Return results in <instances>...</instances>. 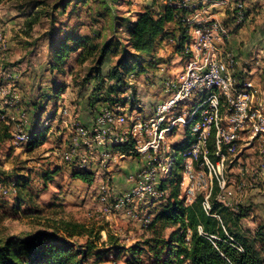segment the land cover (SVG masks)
Segmentation results:
<instances>
[{"label":"rangeland","instance_id":"rangeland-1","mask_svg":"<svg viewBox=\"0 0 264 264\" xmlns=\"http://www.w3.org/2000/svg\"><path fill=\"white\" fill-rule=\"evenodd\" d=\"M174 1L194 13L215 3L225 13L218 19L233 25L231 36L242 29L235 41L238 48L235 75L238 66H245L239 58L252 52L257 43H264V0ZM20 2L23 1H0V120L9 127L11 136L0 149V172H4L0 173V240L5 241L12 235L25 236L45 231L57 232L79 247L85 246L88 241H97L100 245L107 241L108 234L118 238L119 245L125 248L143 243L152 237L153 228L150 225L169 199L171 189L169 186L163 188V183L169 185L172 172L178 168L181 173L179 198L184 201L183 191L188 180H184L182 153L172 158L166 157V153L157 156L149 152L138 153L136 149L123 154L119 150V143L108 142L105 137L97 138L96 119L107 107L119 104L132 120H149L158 102L168 97L167 81L182 67L181 63L174 62L179 52L165 41L157 50L158 59L161 60L159 66L152 67L147 62V75L127 77L128 83L110 96L112 102L104 101L105 91L99 94L95 91L98 86L92 71L97 60L95 53L88 54L85 59H82L83 56L80 58V53H71L62 67L53 69V44L66 38L67 43L73 46L71 36L90 38L94 44L107 42L111 38L119 39L122 44L117 56L108 57L103 66V73L108 72L122 56L124 43L128 40L126 27L118 25L117 30H113L111 16L104 10L103 3L110 4L112 0H65L66 6L57 12L52 6L55 0H47L43 7L30 6L24 9L18 7L22 4ZM114 2L118 24L122 18L136 20L137 15L147 7L157 8L153 0ZM240 13L244 18L237 24L235 20ZM232 48L228 50L227 47V52H232ZM260 56L263 55L255 52L252 64L257 66L261 61L264 63V58L261 60ZM263 63L259 70L264 73ZM55 84L57 88L65 86L58 98L52 95ZM112 84V81H106L105 88ZM259 94H262V103L257 104V97L255 104L264 108V84ZM40 114L39 123L51 129L45 140L34 146L30 144V139L39 129ZM131 123L129 121L127 126L114 127L113 138L128 129ZM78 127L86 130V139L77 137L75 132ZM190 127L176 125L166 135L165 145L171 148L170 144L181 141L186 128ZM19 134L26 136V139L18 145L14 141ZM76 139H79L76 160L70 162L65 159V155ZM144 139L150 140V137L141 138V143L135 145L144 146ZM247 140L250 145L251 139ZM211 142L213 147V140ZM255 142L251 145L253 150ZM261 144H255L257 153L252 150V155L247 156V159L239 152L241 149L236 155L227 157L223 171L227 189L218 191L216 202H227L225 194H235L233 189L239 174L247 173V169L250 172L245 177L250 176L249 181L253 183L250 188L255 190L254 194H264L258 173H251L252 166L259 167L261 158L264 161V142ZM166 151L169 152L168 148ZM261 167L264 168V163ZM110 169L112 173H108ZM76 170L90 172L93 183L88 184L75 177ZM196 173L198 180L208 182L198 193L209 192L210 186H213L209 171L197 168ZM17 181L26 182V186H18ZM134 190L141 196H132L127 201L125 195ZM240 204L232 211L237 214L244 211L246 215L238 222V227L250 238L257 232L259 225L264 224V202L261 203L262 208L254 210L252 207L258 206V203L252 199ZM72 225L78 226V231L88 230L87 234L69 236L67 230L70 231ZM175 228L166 227L162 233L168 238ZM190 237L191 230L188 229L186 240L190 241ZM129 260L131 256L124 251L117 258L113 255L106 257L104 263L128 264ZM146 264H152V261L147 259Z\"/></svg>","mask_w":264,"mask_h":264},{"label":"trees","instance_id":"trees-1","mask_svg":"<svg viewBox=\"0 0 264 264\" xmlns=\"http://www.w3.org/2000/svg\"><path fill=\"white\" fill-rule=\"evenodd\" d=\"M16 1H23L18 6L20 9L30 6L43 7L47 2V0ZM114 1L112 0L110 4L103 3L104 10L111 16L112 29L117 30L120 25L126 27L128 32V42L124 43L123 54L116 64L108 72L103 73V66L108 57L118 54L119 46L122 44L119 39L111 38L107 42L94 44L90 38L76 36H71L73 46L67 43L66 38L53 44L52 64L53 69L62 67L71 53H80L82 59L87 58L88 54L95 53L97 60L92 70L94 79L98 81L95 91L97 94L105 91L104 101L109 102H112L110 96L128 83L127 77L147 75L149 69L147 62L150 63L149 66H159L161 63L157 54L159 45H163L165 41L171 43L177 40L179 43L176 45V51L181 53L189 37V26L185 24V19L194 12L190 8L180 7L174 0H153L157 8L147 7L144 12L137 15L136 20L122 18V22L118 24V16L114 13L117 10L114 8L116 5ZM52 6L57 12L64 8L66 3L65 0H55ZM106 81H112L114 84L105 88ZM57 87L55 84L52 88V95L55 98H58L65 88ZM41 117L40 114L38 123ZM39 125V129L30 139V144L34 146L41 144L51 129L45 128L41 123ZM8 131L9 127L0 120V149L2 144L11 138ZM135 144L136 142L130 139L126 144H120L119 150L123 154L129 153L135 149ZM171 175L173 177L170 178L169 185L167 182L163 183V188L169 186L171 189L169 199L150 225L153 228L152 237L143 243L125 248L119 245L118 238L108 234L107 241L100 245L96 243L97 241H88L85 246L79 247L57 232L38 231L25 236L12 235L5 241L0 240V264H105L106 257L113 255L117 258L124 251L131 256L128 264H146L147 259L151 260L152 264H264V224H260L257 232L250 238L243 234L238 222L246 214L244 211L237 214L216 202L217 193L220 191L217 184L211 200L212 214L219 215L220 219L206 213L203 195H200L192 205L185 206L184 201L179 198L180 168ZM75 177L85 183H93V175L88 171L79 170L75 172ZM17 185L25 187L26 182L17 181ZM199 226L204 233L218 236L215 245L200 233ZM166 227H177L168 238L162 233ZM188 229L191 230L190 241L186 240ZM67 232L69 236L74 237L86 235L88 230L78 231V226L72 225L71 230ZM229 236L234 240L232 241ZM106 245L110 247H105Z\"/></svg>","mask_w":264,"mask_h":264},{"label":"built area","instance_id":"built-area-1","mask_svg":"<svg viewBox=\"0 0 264 264\" xmlns=\"http://www.w3.org/2000/svg\"><path fill=\"white\" fill-rule=\"evenodd\" d=\"M201 12L185 19L186 25H192L182 52L185 68L167 81L168 97L156 107L152 117L147 121L132 120L121 110L120 105L107 107L96 119V136L119 144H126L130 139L137 144L141 143V138L150 137V140L144 139V146L135 145L138 153L149 152L157 156L166 153V157L172 158L166 151V148L170 150L165 145L166 135L176 125L190 127L194 123L190 127L192 142L182 153L184 180H188L183 199L186 206H189L203 195L206 213L220 219L219 215L212 214L211 200L215 184L222 191L227 189V181L223 175L227 157L236 155L243 137L264 140V108L255 104L260 90L256 89L252 80L248 76L239 78L235 75L237 59L227 52L233 25L220 20L209 21L204 17L206 10ZM243 18L244 15L240 13L235 23L239 24ZM129 121H132L131 126H128L124 134L113 138L112 129L127 126ZM75 133L83 139L88 136L82 127L76 128ZM25 139L26 136L19 134L14 143L19 145ZM78 140H75L71 150L66 153L67 161L76 160ZM197 168L208 170L212 176L213 186H210L207 193H198L208 182L198 180ZM135 195L141 196L137 190L125 196L129 201ZM225 196L227 198L226 194ZM198 229L215 245L218 236L204 233L201 226Z\"/></svg>","mask_w":264,"mask_h":264},{"label":"crops","instance_id":"crops-1","mask_svg":"<svg viewBox=\"0 0 264 264\" xmlns=\"http://www.w3.org/2000/svg\"><path fill=\"white\" fill-rule=\"evenodd\" d=\"M210 8L211 9H216V10H210ZM204 9L206 10V15L204 17L207 18V20H209V21L219 20L218 19L219 17H221L222 15H225V13H223L221 10H219V9H221V6L215 5V3L209 5V7H206ZM197 13H202V12L200 10V12H197ZM197 13L192 12L191 15L196 16ZM191 28H192V25L189 26V29H191ZM241 31H242V29L237 30L235 32V34L233 36H231L230 39L227 42L228 50H230V47L231 48L232 47H235L236 48V49H233L232 48L233 51L230 52L236 58H237L236 53L238 52V48L235 46V43H236L235 41H236V39L239 38ZM178 43H179V41L175 40V41H171V43H169V44H171V46L174 48V50H177L176 49L177 48L176 45H178ZM257 44L258 45L256 46V48L255 49H252V52L250 51V53L247 54V55H245V57H243V58H239L238 57L239 60L241 59L242 61H244L245 66H238L239 69H238V72L236 73L237 74L236 76L239 77V78H245L246 76H248L249 79L252 80V82L254 83L256 89H259L261 91V89L263 87V84H264V73H263V71H260L259 70V67H261L262 66V63H263L261 60H263V58H264V43L261 42V44L260 43H257ZM182 52H183V48H182L181 53H178L177 54L178 57L176 59H174L175 60L174 62L175 63L178 62L179 64L181 63L182 64V67H181V69L179 71H177L173 75V77L177 76L185 68L184 67V63H183V53ZM255 52L258 53V54L261 53L263 55L262 56L263 58L260 56L261 57V60H260L261 61V64H259L257 66L254 65V64H252V59H253L252 58V55ZM239 60H238V62H239ZM239 63L241 64V62H239ZM263 65H264V63H263ZM261 95L262 94H259L258 95L257 104L258 103H262V101L260 100V96ZM162 99L158 102L157 106L161 102L164 101ZM186 129L187 130H186L185 136H184V138H182L181 141H179V142H177L175 144L174 143L173 144H170L171 148H170L169 152H170V155L172 157L173 156H177L180 153H183L184 149L186 147H189V145L191 144L192 137H191L190 128H186ZM123 134H124V132H121V134L117 135V137H121ZM188 135H190V137H187ZM261 141L264 142V140H261L260 138H257L256 139V142L255 141L254 142H255V144H258L260 146V144L263 143ZM254 142H253V140H251V144L249 145V140H247L246 137L245 138L243 137L242 140H241V142H240L239 150L240 149L241 150L239 152H241L242 153V156L245 157L246 159L248 158L247 156H251L252 155V150L253 149H252L251 145ZM255 144H254V146H255ZM261 145H263V144H261ZM254 146H253V148H254L253 151L256 152L255 149L257 148V145H256V147H254ZM259 152L261 153L260 148H259ZM242 156L239 157L240 161H241ZM260 157H262V156H260ZM263 163H264V161L261 158V161L259 163V167H257V168H254L253 166L251 167V173H253V174L258 173V175L260 177V180H261V183H262L261 184L262 185V188H264V168H262V167L260 168V166ZM243 164H244V162H243ZM243 168H245V166ZM256 169H257V172H255ZM109 171L110 172H108V173H112V170L111 169ZM247 171H248L247 173L250 172L248 169H247ZM247 173L239 174L240 176H239L238 181H237L238 188H237V185H236V187H234V189H233V192L235 194H233V196H227V202L220 201L221 202V206H224V207L228 208L229 210H233V209L237 208L238 206H241L240 203H243V202L245 203V201H248V199L249 200L252 199V201L254 203H256V204L258 203L257 204L258 206H255V207L253 206L252 207V210H254L255 208H259V207L262 208V205L263 204H261V203L264 202V197H263L264 194L262 193L261 194L262 196H260V195L259 196H256L254 194L255 193L254 192L255 190H253V189L250 188L251 187V184H253L252 182L249 181L250 180V176L248 175L247 177H245ZM237 190H238V192H237ZM234 201H237V202H234Z\"/></svg>","mask_w":264,"mask_h":264}]
</instances>
